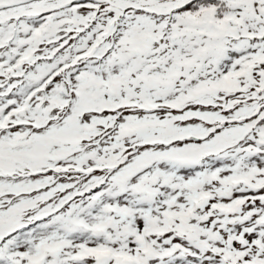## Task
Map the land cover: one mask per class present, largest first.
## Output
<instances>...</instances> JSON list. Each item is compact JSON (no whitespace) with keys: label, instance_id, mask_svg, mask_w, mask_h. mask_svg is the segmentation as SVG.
<instances>
[{"label":"snow or ice","instance_id":"6c2138e0","mask_svg":"<svg viewBox=\"0 0 264 264\" xmlns=\"http://www.w3.org/2000/svg\"><path fill=\"white\" fill-rule=\"evenodd\" d=\"M0 264H264V0H0Z\"/></svg>","mask_w":264,"mask_h":264}]
</instances>
